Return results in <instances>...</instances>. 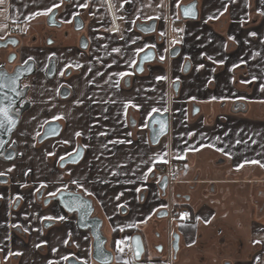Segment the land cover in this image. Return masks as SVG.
<instances>
[{"label": "crops", "instance_id": "crops-1", "mask_svg": "<svg viewBox=\"0 0 264 264\" xmlns=\"http://www.w3.org/2000/svg\"><path fill=\"white\" fill-rule=\"evenodd\" d=\"M60 1L3 0L0 37L20 31L34 42L42 13ZM73 1L74 13L94 4L92 53L77 51L73 40L65 44L60 68L76 70L68 80L71 98L60 100L55 82L37 77L34 110L10 141L17 156L0 158V180L8 179L0 181L1 264H68L71 257L97 264L90 233L57 201L40 202L41 190L45 198L63 190L90 197L108 250L140 234L150 257L170 256L177 232L174 264H264V0H198L196 20L181 14L194 0H114L121 26L114 33L106 31L99 0ZM152 19L156 33L141 36L136 22ZM152 45L156 60L136 74L139 56ZM175 47L181 51L173 58ZM153 108L159 111L149 118ZM155 114L169 122L156 145L150 137ZM58 116L61 137L38 146L44 123ZM79 147L82 161L62 169L60 157ZM183 162V178L166 192L151 182L149 168ZM172 209L175 215L188 210L190 217L172 220ZM61 215L66 219H47ZM114 264H123L121 256Z\"/></svg>", "mask_w": 264, "mask_h": 264}, {"label": "flooded vegetation", "instance_id": "flooded-vegetation-1", "mask_svg": "<svg viewBox=\"0 0 264 264\" xmlns=\"http://www.w3.org/2000/svg\"><path fill=\"white\" fill-rule=\"evenodd\" d=\"M99 1H100L99 11L100 13H102L104 17V20H105L104 22L106 25L107 33L119 32L121 30V26L114 12V8H113L114 0H99ZM59 5L60 7L53 8L52 12L46 15L43 23L41 24L43 31L39 33L38 37L35 38L36 40L34 42L30 43L28 48L24 46L23 44L25 37H24V34L20 31L13 32L9 34L7 37L0 39V63H2L0 64V71L5 70L9 75H13L19 67L25 66L28 62L33 63V71L30 74L25 75L23 79L20 81V97L13 109L14 112L20 115L21 123L23 122L25 115L29 111L34 110L35 104H34L33 94H34L35 89H37V81H36L37 77L41 76L45 80L55 82L56 88H57V96L60 100L65 101L71 98L72 89L70 85L68 84V80L70 76L73 75L74 72H76V70L74 68H68V69L62 70L60 68V57H59L62 51L64 53L66 49L65 44L69 40H73L76 43L75 48L77 49V51L83 52L88 56H90L92 53V41L90 38V28L92 27V25L96 24L97 22V17L92 14V12L94 11L93 10L94 4L90 2V5H88V9L87 11H85V13H74L75 12L74 8L76 7L77 4H76V1H73V0H62V2L60 1ZM152 22H155V29L151 34H145L142 31H140L139 29L140 26L149 25ZM135 27H136V31L141 36L143 34L146 36H151V35H154L157 31V20L152 19L147 22L139 20L138 22H136ZM70 29H73V31L75 32V35L72 34V31ZM175 33L179 38L184 37L183 32L178 28L175 29ZM37 41H39L40 44L36 45L35 47H31V45L35 44V42ZM149 49L154 50L156 54L155 48L152 47ZM176 49L177 47H175L172 50L171 56L172 54L175 53ZM179 54L180 52L177 54V56ZM140 56L138 59V63L135 66V72L138 75H142L145 72V68H146V65H145L144 71L142 73L138 72L137 66L139 64ZM29 57H32V59H29ZM19 58L21 60L20 62H18ZM42 60H44V63L40 64ZM62 71L65 73L63 76L60 75V72ZM52 123H58L61 126V131L59 135L56 137L48 138V139L41 141V138L44 136L46 128ZM63 131H64V125L60 120L58 119L48 120L44 123L41 132L37 135L36 144L38 146H42L50 141L57 140L61 137ZM9 148L16 151V149L10 145H9ZM80 149H82V158L78 163L62 165V163L65 160L69 159L73 155H76V153L79 152ZM84 153H85L84 149L82 147H79L74 153H71V155H68L63 160L60 161V167L62 169H65L69 166L78 165L82 161L84 157ZM16 156H17V152H16ZM2 160L6 161L4 159ZM6 162H10V161H6ZM183 164L186 166V170H187V165L184 162ZM158 165L159 164H157L153 169V176L151 178V182L159 187L161 182L156 179V173H155V168ZM2 180H6V182H3ZM0 181L2 183H7L8 179L5 177H2ZM168 186H169V183H168ZM163 192H166V191H163ZM67 195L80 196L86 199L91 205L92 213L90 215V218H98L101 220V218L95 215V207H94V203L92 199L90 197L85 196L81 192H75L73 190L72 191L63 190L59 192L55 197L45 198L44 197L45 190H41L37 194V198L44 205H50L53 201H57L62 206V208L64 209L66 213L76 218L77 223H78V213L75 211H72V212L68 211L65 208V206L62 205L63 203H61L62 202L61 199ZM173 211H175V209H172L171 219L181 220L179 215H175ZM189 217H190V214H189ZM187 219H184V220H187ZM184 220H181V221H184ZM102 225H103V222H102ZM78 227L80 228L79 223H78ZM83 230L88 231L92 237L90 228L83 229ZM101 231H102V228H101ZM135 235H140V234H135ZM176 236H178V250H175L174 248V242L176 241ZM127 242H130L131 244L132 253H130V251L127 250L126 248ZM127 242H125L124 245H120V247L123 248L122 252L118 250L117 242L115 243L116 250L115 251L110 250L114 253V261L112 264H114L115 262V255L121 256V258L123 259V264H174V261H175L174 255L178 253L179 248H180V245H179L180 236L177 232H172V243H171V250H170L171 255L170 256L150 257L149 253L146 250V253L142 257V259L136 260L133 247H132V242L131 240H128ZM106 248H107V243H106ZM93 250H94V241H93ZM71 259H76L78 262H81L77 258L71 257L68 259V262H67L68 264H69V260ZM0 264H1V257H0Z\"/></svg>", "mask_w": 264, "mask_h": 264}, {"label": "water", "instance_id": "water-1", "mask_svg": "<svg viewBox=\"0 0 264 264\" xmlns=\"http://www.w3.org/2000/svg\"><path fill=\"white\" fill-rule=\"evenodd\" d=\"M191 5H195L194 8L190 9V15H185V8H188ZM181 14L184 19H190V20H196L199 16V10H198V0H194L191 3L187 5L181 6ZM140 31H142L145 34H151L155 29V22H152L149 25H142L139 27ZM180 52V49L177 48L175 53L172 54V57H176L177 54ZM156 58L155 51L152 49L147 50L140 56L139 64L137 66V70L139 73H142L144 71L145 65L151 64L154 62ZM189 64L185 67V72H188L189 70ZM33 71V63L28 62L25 66L19 67L16 72L13 75H9L5 70L0 71V73H6L9 76L17 77L16 79V91L12 92L10 88H4L0 89V106H7L9 102H12V107L10 111V115L13 119L17 121V124L14 128H12L10 131L6 130L8 126L5 128H0V141H5L3 148H0V158L4 159L6 161H11L16 157V151L9 148L10 141L12 139L13 134L16 132L19 123H20V115L13 111L16 103L19 100L20 97V81L23 79L25 75L30 74ZM5 96H7L9 99H5ZM0 119H3L2 116H0ZM157 121H163L166 122V128L165 130L161 131L160 124L157 123ZM155 124L158 126L155 128ZM56 129V132L53 133L51 130ZM61 131V126L58 123H52L50 124L44 133V136L41 138V141L53 138L59 135ZM150 137L153 144H158L162 138L168 135L169 132V122H168V116L166 114H155L151 121H150ZM10 157V158H9ZM82 158V149L79 150V155H73L69 159L65 160L62 165L65 164H76L78 163ZM76 161L75 163L73 161ZM3 182H6V180H2ZM159 187L161 190L166 191L168 187V181L167 179H164ZM74 198L79 199L81 202H85L87 204L86 208L79 209L78 211H75L78 213V223L80 228L82 229H91V234L94 241V253H93V259L97 264H103L104 260H107V264H112L114 261V253L106 248L107 239L103 235L101 228H102V221L98 218H90L91 215V205L90 203L80 197V196H74V195H67L64 196L61 199L62 205L65 206V202L71 201ZM66 208V207H65ZM68 210V208H66ZM69 211V210H68ZM72 212V211H70ZM137 238L139 240V247H137ZM133 251L135 254L136 260H141L142 257L146 253L145 244L143 241V238L141 235H135L131 239ZM174 248L175 250H178V236H176V241L174 242ZM69 264H83L81 262H78L76 259L69 260Z\"/></svg>", "mask_w": 264, "mask_h": 264}, {"label": "snow or ice", "instance_id": "snow-or-ice-1", "mask_svg": "<svg viewBox=\"0 0 264 264\" xmlns=\"http://www.w3.org/2000/svg\"><path fill=\"white\" fill-rule=\"evenodd\" d=\"M3 0H0V3H2ZM62 2V0H61ZM81 7H87L86 4H82L80 5ZM60 7L59 4H54L53 5V8H58ZM177 7H179V5H177ZM195 5H191L189 6L188 8H185V15H190V9L194 8ZM53 8H48L46 12L42 13L44 15H48L49 13L52 12ZM70 22V21H68ZM133 23H135V21H133ZM251 35H256V33H251ZM0 39H3V37H0ZM229 39H232V37H229ZM133 43H135V41H133ZM152 47H154V45H152ZM113 51L115 52H119L120 50L119 49H113ZM144 51L143 48L139 49L137 51V54H139V52H142ZM29 59H32V57H29ZM161 59H163V57H161ZM132 64L134 65L135 64V61L132 62ZM69 67H71V65H69ZM77 67H79V65H77ZM200 67H203V65H201ZM65 73L62 71L60 72V75L63 76ZM120 75H129V73H121ZM16 79L17 77H13V76H9L8 74L6 73H0V89H4V88H10V90L12 92H15L16 91ZM158 79H162V78H158ZM262 90H264V88H262ZM5 99H9L7 96H5ZM11 107H12V102L10 101L9 104L7 106H0V116L3 117V119H0V128H5L6 126H8L6 128V130H11L12 128H14L17 124V121L15 119L12 118V116L10 115V111H11ZM133 107H135V105H133ZM159 109H156V108H153L151 110V112L148 114L149 115V118H151V114L152 113H155V112H158ZM165 111H167V109H165ZM54 119H62V117H55ZM158 124H160V127H161V131L165 130L166 128V122H163V121H157ZM144 127H147V124L144 125ZM53 133L56 132V129H52L51 130ZM103 134V133H102ZM81 135L80 132H76L75 133V136L79 137ZM129 135H131V133H129ZM69 141L65 140L64 143L67 144ZM121 143L123 141H120ZM6 142L5 141H0V148H3L4 147V144ZM113 143H115V141H113ZM128 143H131V141H128ZM218 151H223L222 149H218ZM49 155H53V153H49ZM71 155V154H70ZM76 155H79V152L76 153ZM10 158V157H9ZM61 160L64 159V157H60ZM74 163L76 162L75 160L73 161ZM164 163H166L167 161H162ZM251 163H255V164H259L260 161H250ZM261 166H264V165H261ZM240 167H243V165H240ZM153 169L152 168H149V171L151 172ZM0 175H3V173H0ZM72 183L74 184H78V181L76 180H73ZM79 187L83 188V185H79ZM86 191V190H85ZM137 191H139V189H137ZM89 196L92 195V193H87ZM49 195L55 197L56 193L55 192H52L50 193ZM122 195V194H121ZM116 199H119V196L116 197ZM65 207L68 208L69 211H78L79 209H83V208H86L87 207V204L85 202H81L79 199L77 198H74L73 200L71 201H67L65 202ZM118 207H123V206H118ZM189 214L188 213H181L180 214V219L181 220H184L186 218H188ZM47 219H59V220H65L66 217L61 215V216H58V217H47ZM197 219H199V217H197ZM131 226H135V225H131ZM121 231H123V228H121ZM65 243H67V241H65ZM124 243V241H117V247H118V250L119 251H123V248L120 247V245H122ZM255 243H259V241H256ZM40 245H37V247H39ZM137 247H139V240L137 238ZM17 255H19V253H16ZM64 259H67V257H64ZM103 264H107V260L105 259Z\"/></svg>", "mask_w": 264, "mask_h": 264}, {"label": "built area", "instance_id": "built-area-1", "mask_svg": "<svg viewBox=\"0 0 264 264\" xmlns=\"http://www.w3.org/2000/svg\"><path fill=\"white\" fill-rule=\"evenodd\" d=\"M185 171H186V166L183 163H179V164H176L174 166L170 163L159 164L155 168L156 179L160 182H162L164 179H167L169 184H174V183L180 181L183 178ZM181 213H188L189 214V211L188 210H182L180 212V214ZM180 214H179V217H180ZM126 248H127V250L130 251V253H132L130 242H127Z\"/></svg>", "mask_w": 264, "mask_h": 264}, {"label": "rangeland", "instance_id": "rangeland-1", "mask_svg": "<svg viewBox=\"0 0 264 264\" xmlns=\"http://www.w3.org/2000/svg\"><path fill=\"white\" fill-rule=\"evenodd\" d=\"M71 28V27H70ZM34 29H35V31H33V32H39V33H41L42 31H43V28L40 26V27H34ZM71 31H72V34L73 35H75V32L73 31V29H70ZM62 33V32H61ZM28 37L29 36H27V40L26 41H24L23 42V44H24V46H26L27 48H28V46L30 45V43H31V40L30 39H28ZM38 44H40V42L39 41H37V42H35V44H32L31 45V47H35L36 45H38ZM3 55V54H2ZM21 60H20V58L18 59V62H20ZM0 64H2V63H0Z\"/></svg>", "mask_w": 264, "mask_h": 264}]
</instances>
